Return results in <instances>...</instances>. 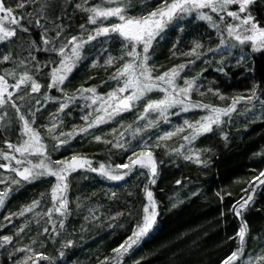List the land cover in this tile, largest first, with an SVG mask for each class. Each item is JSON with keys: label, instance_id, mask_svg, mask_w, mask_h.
Wrapping results in <instances>:
<instances>
[{"label": "trees", "instance_id": "obj_1", "mask_svg": "<svg viewBox=\"0 0 264 264\" xmlns=\"http://www.w3.org/2000/svg\"><path fill=\"white\" fill-rule=\"evenodd\" d=\"M4 2L15 10L18 19L23 17L20 23L29 30H18L16 37L0 43V58L11 54L10 61L0 63V75L5 74L4 70L12 71L14 75L6 77L12 84L27 73L41 84L39 93H30V83L22 86L19 93L14 91L12 102L25 119L35 121L32 126L40 131L51 160L70 161L75 155L86 157L96 168L100 164L114 167L129 162L125 149L146 145L158 164V176L156 183L149 185V175L141 174L147 170L139 168L122 181L78 169L67 180V215L53 212L51 220L45 213L52 207L54 177L13 185L5 206L0 208V264H23L24 261L27 264H104L106 258L107 264H222L239 247L236 233L242 221L248 225V233L238 264H259L257 258L264 256V186L254 182V178L264 171V103L260 102L264 100V49L254 50L250 42L241 45L229 37L227 25L233 21L224 12L201 10L212 17L211 22L200 19L194 12L184 14L171 22L153 42L148 64L156 70L154 75L185 64L176 84L184 87L185 80L194 79L189 95L192 102L225 108L232 98L249 96L253 89L257 99L250 103L242 101L230 116L221 117L222 123L214 125L213 131L191 143L182 138L188 135L187 128L171 139L158 141L157 138L183 127L185 120H200L208 115L207 110L182 112L177 106L169 110L167 120L158 118L157 113L143 120L137 118L149 98L162 97L160 92L149 93L136 103L133 111L80 133V129L87 128V124L100 115L96 111L100 104L82 98L77 89L96 87L97 94L105 96L120 86L109 80L116 68L109 67L105 61L109 56L123 55V42L118 36H112L86 43L81 59L60 86L63 91L49 89L52 68L49 62L58 63L60 57L55 52L40 49L58 48L72 36L87 40L97 25L88 23V13L76 8L83 0H32L24 8H17L21 0ZM101 2L89 0L83 6L87 8ZM131 2L129 14L139 17L158 8L161 0ZM230 10L239 12L235 6ZM245 15H250L263 27L264 0H253L245 14L240 13L241 17ZM220 16H224L223 21ZM117 22L111 18L104 23ZM45 33L51 41L47 45L41 40V34ZM197 44L201 45L197 49L202 53L199 58L184 55ZM73 96L76 98L70 99ZM62 104L67 107L60 111ZM84 116H88V121ZM150 120L156 121L153 126H149ZM53 124L56 130L49 135L47 128ZM21 127L22 122L11 103L0 107V152L9 151L5 141L19 144L26 138L21 135ZM61 132L73 135L60 136ZM96 135L111 143L96 141L93 139ZM59 140H67V143L57 148ZM12 154L20 158L17 153ZM185 156H193V159H185ZM196 156L201 163L196 162ZM0 163L6 161L0 159ZM0 173L15 175L4 169H0ZM145 185H149L148 190L152 191L156 202L157 222L129 252L117 256L114 249L124 244L142 219L143 207L148 203ZM3 187L0 185V189ZM248 195L253 196V201L241 210L242 216H237L233 206ZM37 200L40 204L32 212L13 215ZM5 236L12 239L5 243ZM69 241L71 245L67 246ZM37 253L49 259L39 260Z\"/></svg>", "mask_w": 264, "mask_h": 264}, {"label": "snow or ice", "instance_id": "obj_2", "mask_svg": "<svg viewBox=\"0 0 264 264\" xmlns=\"http://www.w3.org/2000/svg\"><path fill=\"white\" fill-rule=\"evenodd\" d=\"M31 2L32 0H21L17 8H24L26 4ZM88 3L89 0H83V4ZM251 3L252 0H161L158 8L139 17L129 14V9L132 7L131 0H102L101 3L91 5L87 8H84L83 4L77 3L76 8L88 13V23L97 25V27L93 30L94 34H92V32L89 33L87 40L72 36L58 48L40 49V51L55 52L60 57L58 63L56 61L49 62L52 68L49 73L50 82L47 87L49 89L63 91L60 86L64 85L65 81L73 72L77 62L81 59V50L86 43L98 37L118 36L123 42V55L119 58L109 56L105 63L109 67L116 68V71L109 77V80L116 81L120 86L109 91L105 96L98 95L96 87L81 86V88L77 89V92L80 93L82 98L91 99L93 104L99 102L100 106L96 111L98 113H103L102 115H97L94 120L87 124V128H82L79 132L86 133L89 129L104 124L124 112L133 111L136 103L147 97L149 93L160 92L163 93L162 97L159 99L149 98L143 107V111L138 114L137 118L143 120L149 114L157 113L158 118L167 120L169 110L177 106L180 107L182 112H188L191 109L207 110L208 115L201 117L200 120L195 122L185 120L183 127H177L174 131L166 132L157 138L158 141L168 140L184 132L185 128H187L190 131L188 135L182 138L187 143H191L199 136L213 131L214 125L218 126L222 123L221 117L230 116L232 112L236 111V106L242 101L250 103L254 99H257L256 91L253 89L251 95L246 97L236 96L232 98L231 104L225 108L200 103L199 101L192 102L189 99V95L193 91L194 79L185 80L184 87H180L176 84L177 77L185 70L186 65H176L167 71L154 75L156 70L148 64L150 60V49L152 48L153 42L163 33L167 26L184 14L194 12L200 19L211 22L212 17L202 12V9H210L211 12L217 14L226 12L228 17L239 21V23L235 25H227V34L229 37H232L241 45L250 42L254 50L264 49V27H261L255 22L250 15L241 17L237 11H228L229 5L237 4L239 5V13H245L248 5ZM22 18L23 17L20 19ZM111 18H116L119 22L105 25L104 22ZM20 19L17 18L15 10L11 6H7L4 0H0V43L7 42L16 37L18 30L25 32L29 30L20 23ZM220 19L223 21L224 16H220ZM81 27L83 28L84 25H81ZM59 35L60 32L58 31L57 36ZM41 40L44 45L51 42L49 38H46V33L41 34ZM223 43L224 41L221 40V44ZM200 47L201 45L197 44L190 52L184 53V55H195L199 58L202 53H199L197 49ZM65 49H70V51L66 52ZM125 57L128 59H125ZM33 59H35V57H33ZM10 60L11 54H6L0 58V63H5ZM117 60L121 63L117 64ZM189 63H194V61H189ZM4 73V75H0V107L8 103L12 104V107L16 109L19 120L22 122L21 135L26 138H22L19 144H12L5 141L9 151L0 152V159L6 161V163H0V169L15 174L14 176H5L3 173H0V185H4V187L0 189V208L5 206L6 200L14 190L13 185H20L21 182L32 183L42 177L51 176L55 178L56 182L51 189L52 207L48 209L45 215H48L50 220L53 212L61 216L67 215V180L68 176L78 169L98 172V174L108 180L122 181L129 175L134 174L135 170L139 168L141 170H147L146 172L142 171L141 174L149 175V185L156 183L158 164L154 158L153 152L146 145L137 146L135 149H125L126 153H129L127 155V160L129 162L116 164L114 167L100 164L99 168H96L93 167L92 161L86 157H77L75 155L70 161H52L46 154V146L42 141L40 131L32 126L35 121L33 120L30 122L25 119L20 108L12 102L15 99L14 91L19 93L22 86L30 83V93H39L41 84L27 73L21 75L15 83L9 84L6 77L12 76L14 73L9 70H4ZM10 88L13 91H10ZM84 93H91V96H84ZM75 98V96L70 97V99ZM45 99H48V97L46 96ZM221 99H224V97L221 96ZM260 102L264 103V100ZM37 103H39V100H37ZM65 107H67V105L62 104L59 110L63 111ZM89 115H91V113H89ZM83 119L88 121V116H84ZM155 122V120H150L149 126H153ZM56 127L57 126L53 124L50 128H47L49 135L55 132ZM65 135L71 136L73 133H60V136ZM53 139L58 138L53 137ZM93 139L98 142L111 143L110 141L102 140V137L99 135L93 136ZM65 143H67V140H59L57 148ZM118 146L122 145H113V147ZM156 146L160 147V144L157 143ZM141 148L142 150H140ZM173 151L179 152V149H173ZM12 153L19 154L20 158H17V156ZM31 157H36L37 159L33 160ZM185 159L191 160L193 156H185ZM195 160L197 163L202 162L199 160L198 156H196ZM13 161L14 164L12 163ZM17 177L19 179H17ZM254 182L264 186V171H261L259 175L254 178ZM177 183L180 182L177 181ZM149 185H145L148 203L143 207L142 219L136 225L132 235L128 237L124 244L114 249L117 256H122L129 252L133 246L137 245L143 237L150 233L157 222V206L153 199L152 191L148 190ZM251 187L254 191L255 184L251 185ZM252 201L253 196L248 195L246 199L238 201L233 206V212L237 216H242L241 210L245 209ZM39 204V200L33 201L31 204L22 208L19 213L13 215L23 216L27 212H32ZM5 219H9V217ZM60 226L63 227V221L60 222ZM21 231H23V229H21ZM45 232H47V229H45ZM247 233L248 225L246 222L242 221L241 227L236 233L240 241L239 247L228 255L223 260L222 264H238L245 250L244 245L246 243ZM11 239L12 238L8 236L3 237L5 243L9 242ZM70 245L71 241L68 242L67 246ZM20 251H24V249H20ZM36 256L39 260L49 259V257L42 253H37ZM257 260L259 264H264V256L258 257ZM23 264H27V261H24ZM104 264H107V258Z\"/></svg>", "mask_w": 264, "mask_h": 264}, {"label": "rangeland", "instance_id": "obj_3", "mask_svg": "<svg viewBox=\"0 0 264 264\" xmlns=\"http://www.w3.org/2000/svg\"><path fill=\"white\" fill-rule=\"evenodd\" d=\"M253 1V0H252ZM233 6H235V7H238V9H239V5H237V4H234ZM232 5H229L228 6V11H232V10H230V7H233ZM249 6V5H248ZM248 8V7H247ZM203 10V9H202ZM224 13H226V12H224ZM238 14L240 15V13L238 12ZM242 14H245V13H242ZM116 19V18H115ZM231 19V21H233V24L235 25V24H237V23H239V21H236V20H233L232 18H230ZM119 22V21H118ZM117 22V23H118ZM5 23H7V22H5ZM258 23V22H257ZM259 24V23H258ZM264 27V26H263ZM10 91L12 90L11 88L9 89ZM103 113H100V115H102ZM71 160V159H70ZM134 247V246H133Z\"/></svg>", "mask_w": 264, "mask_h": 264}]
</instances>
